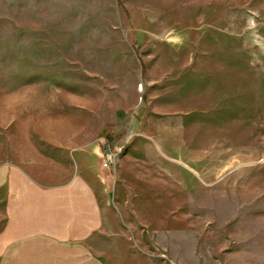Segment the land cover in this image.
Returning <instances> with one entry per match:
<instances>
[{"label": "rangeland", "instance_id": "obj_1", "mask_svg": "<svg viewBox=\"0 0 264 264\" xmlns=\"http://www.w3.org/2000/svg\"><path fill=\"white\" fill-rule=\"evenodd\" d=\"M106 141L105 264H264V0H0V164Z\"/></svg>", "mask_w": 264, "mask_h": 264}, {"label": "crops", "instance_id": "obj_2", "mask_svg": "<svg viewBox=\"0 0 264 264\" xmlns=\"http://www.w3.org/2000/svg\"><path fill=\"white\" fill-rule=\"evenodd\" d=\"M33 146L0 164V264H105L91 240L104 225V193L115 183L116 167L104 173L95 146Z\"/></svg>", "mask_w": 264, "mask_h": 264}, {"label": "built area", "instance_id": "obj_3", "mask_svg": "<svg viewBox=\"0 0 264 264\" xmlns=\"http://www.w3.org/2000/svg\"><path fill=\"white\" fill-rule=\"evenodd\" d=\"M119 151H112L109 143L104 142L102 144V151L100 156V169L104 173H112L116 167V161Z\"/></svg>", "mask_w": 264, "mask_h": 264}, {"label": "trees", "instance_id": "obj_4", "mask_svg": "<svg viewBox=\"0 0 264 264\" xmlns=\"http://www.w3.org/2000/svg\"><path fill=\"white\" fill-rule=\"evenodd\" d=\"M108 141H111V135H108L106 138Z\"/></svg>", "mask_w": 264, "mask_h": 264}]
</instances>
